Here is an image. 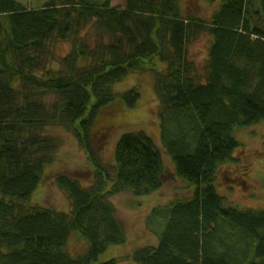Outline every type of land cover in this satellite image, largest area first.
Returning a JSON list of instances; mask_svg holds the SVG:
<instances>
[{
  "label": "trees",
  "instance_id": "trees-1",
  "mask_svg": "<svg viewBox=\"0 0 264 264\" xmlns=\"http://www.w3.org/2000/svg\"><path fill=\"white\" fill-rule=\"evenodd\" d=\"M203 36L211 42L205 75L190 59ZM61 42L70 51L58 58ZM149 71L165 151L191 195L170 205L158 244L127 260L232 264L219 236L229 229L243 235L238 245L254 249L251 261L247 254L237 264H264V210L227 207L215 187L240 146L235 130L264 122V0H219L208 19L186 13L181 0H124V7L48 0L39 8L0 0V264H120L100 260L127 242L111 198L152 196L166 172L142 131L122 135L114 164L102 166L95 142H105L94 131L98 117L114 109L102 115L108 105L131 109L140 99L136 87L116 93L113 86ZM57 128L77 140L93 172L90 185L54 178L69 212L32 203L61 151L51 132ZM78 240L84 249H71Z\"/></svg>",
  "mask_w": 264,
  "mask_h": 264
},
{
  "label": "rangeland",
  "instance_id": "rangeland-1",
  "mask_svg": "<svg viewBox=\"0 0 264 264\" xmlns=\"http://www.w3.org/2000/svg\"><path fill=\"white\" fill-rule=\"evenodd\" d=\"M28 8H39L48 0H17ZM112 7H124V0H109ZM181 0L186 13L196 14L208 19L218 8L219 0ZM210 37L203 36L190 48V59L195 63L199 74L206 72L210 51ZM70 51L68 43L54 45L55 55L60 58ZM56 66L55 63L52 65ZM164 69V66H159ZM138 88L141 94L134 108H127L119 102L108 105L102 112L111 111L98 117L94 133L103 135V142H95L100 153L102 166L114 164L115 150L122 135L142 131L154 142L162 155L166 172L164 187L152 196L134 197L123 193L111 198L126 230L127 242L124 245L111 246L101 256V262L120 258V264H135L127 260L136 249L155 246L164 231L170 216V205L176 200L188 198L186 184L178 180L174 173V163L165 151L162 140L160 120V105L154 88V75L148 73L130 74L122 82L113 86L116 93H124L132 88ZM118 106V107H115ZM63 142L54 164L46 170L43 188L33 198V205H42L69 212L70 202L65 192L54 185V178L59 174H67L78 179L83 185L93 182V172L88 158L79 147L77 140L67 130L57 128L51 131ZM235 139L240 147L234 152L233 160L220 167L215 187L223 198L224 205L239 210H264V122L260 124L237 128ZM102 144V145H101ZM99 146V147H98ZM238 231V230H237ZM220 230L219 236L225 242V251L229 262L240 263L246 258L249 262L254 257V249H247L246 243L238 245L243 236L240 231ZM246 240V239H245ZM81 241L72 242L71 249L83 250Z\"/></svg>",
  "mask_w": 264,
  "mask_h": 264
},
{
  "label": "bare ground",
  "instance_id": "bare-ground-1",
  "mask_svg": "<svg viewBox=\"0 0 264 264\" xmlns=\"http://www.w3.org/2000/svg\"><path fill=\"white\" fill-rule=\"evenodd\" d=\"M240 145V144H239ZM240 147V146H239ZM233 160V159H232ZM156 194V193H155Z\"/></svg>",
  "mask_w": 264,
  "mask_h": 264
}]
</instances>
